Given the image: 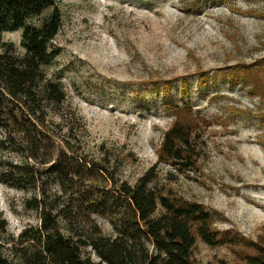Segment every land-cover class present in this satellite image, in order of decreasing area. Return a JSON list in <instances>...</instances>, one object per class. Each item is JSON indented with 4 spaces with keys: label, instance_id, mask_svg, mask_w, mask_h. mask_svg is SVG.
<instances>
[{
    "label": "rangeland",
    "instance_id": "1",
    "mask_svg": "<svg viewBox=\"0 0 264 264\" xmlns=\"http://www.w3.org/2000/svg\"><path fill=\"white\" fill-rule=\"evenodd\" d=\"M56 1L62 25L47 74L60 77L66 94L50 108L56 129L75 135L94 158L106 154L119 178L133 184L157 160L173 121L162 96L152 92L169 82L172 101L190 102L209 123L201 132L198 167L180 173L160 164V182L218 213L216 228L252 240L263 235L264 0ZM2 38L22 54L20 30ZM202 75L207 78L200 84ZM5 160L18 157L0 149V170ZM32 194L0 183L3 254L10 234L39 222L24 207ZM94 219L112 234L104 218ZM192 256L197 264H237L229 248L199 240Z\"/></svg>",
    "mask_w": 264,
    "mask_h": 264
},
{
    "label": "trees",
    "instance_id": "2",
    "mask_svg": "<svg viewBox=\"0 0 264 264\" xmlns=\"http://www.w3.org/2000/svg\"><path fill=\"white\" fill-rule=\"evenodd\" d=\"M61 25L56 0H0V149L18 157L3 161L0 183L32 191L24 207L39 218L9 235L0 264H197L192 256L197 240L229 248L237 264H264V234L252 240L218 229V213L160 182V164L180 173L198 167L201 132L209 123L190 102L172 101L169 82L152 92L162 96L173 121L157 160L133 184L119 178L106 154L96 159L75 135L56 129L50 108L66 94L60 77L47 70L58 53L52 41ZM13 30H20V55L2 38ZM186 89L183 80L181 94ZM95 216L110 224L112 234L102 231ZM5 226L1 220L0 228Z\"/></svg>",
    "mask_w": 264,
    "mask_h": 264
}]
</instances>
